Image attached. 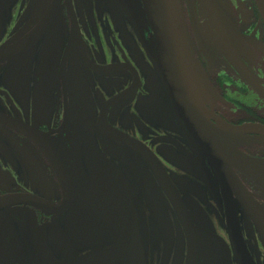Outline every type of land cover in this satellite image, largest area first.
<instances>
[{
	"label": "flooded vegetation",
	"instance_id": "1",
	"mask_svg": "<svg viewBox=\"0 0 264 264\" xmlns=\"http://www.w3.org/2000/svg\"><path fill=\"white\" fill-rule=\"evenodd\" d=\"M221 2L251 75L220 53L205 59L190 30L212 88L205 120L264 126V19L256 0ZM128 3L139 27L113 0H0V51L49 18L29 47L0 58V264H242L235 209L263 264L238 194L264 205V186L182 120L144 1ZM248 137L234 145L264 161V134Z\"/></svg>",
	"mask_w": 264,
	"mask_h": 264
},
{
	"label": "water",
	"instance_id": "2",
	"mask_svg": "<svg viewBox=\"0 0 264 264\" xmlns=\"http://www.w3.org/2000/svg\"><path fill=\"white\" fill-rule=\"evenodd\" d=\"M143 1L149 22L158 40V54L155 59H157L164 81L182 120L190 126L194 133V127L205 129V135H202L199 139L201 141L208 139L211 145L219 149L215 155L222 164H226V162L235 163L264 186V161L243 154L234 145L236 140L249 138V134H264V126H233L226 123L212 126L207 124L205 120L206 108L202 102L207 100L212 88L199 60L195 56L190 30L195 33L199 49L205 59H218V53H220L232 69L242 67L246 69L248 76L251 75L248 66L242 63L245 42L233 25L221 0ZM113 2L139 27L142 17L128 3V0H113ZM256 2L264 19V0H256ZM47 14L48 10L39 20L40 23L30 28L29 32L19 42L14 43L13 41L7 48L1 50L0 58L14 57V52L29 47V44L34 41L38 34L44 31V22L49 20L45 17ZM195 136L198 139L196 133ZM162 168L160 166L157 169L164 176L166 171L164 167ZM227 180L231 181L232 178L228 177ZM70 184V194H66L68 201L73 192L72 181L69 182L68 186ZM238 199L244 210L254 219L264 247V205L245 193L238 194ZM39 205L43 208L47 206L43 204V201H39ZM126 212H130V218L139 219L135 210L132 209ZM115 216L123 218L122 212L118 210H115ZM230 223L232 239L238 257L242 261L241 263L255 264L250 258L245 245L236 209L234 219ZM144 242L143 239L142 244H140L144 246ZM120 245L122 244L120 243ZM131 249L134 248L131 247ZM95 255L92 252L90 255L82 257V260H78L83 261ZM50 260L54 262L52 258ZM55 264L62 263L56 262Z\"/></svg>",
	"mask_w": 264,
	"mask_h": 264
},
{
	"label": "rangeland",
	"instance_id": "3",
	"mask_svg": "<svg viewBox=\"0 0 264 264\" xmlns=\"http://www.w3.org/2000/svg\"><path fill=\"white\" fill-rule=\"evenodd\" d=\"M250 240V239H249ZM253 247H255V246H253ZM263 264H264V255H263Z\"/></svg>",
	"mask_w": 264,
	"mask_h": 264
}]
</instances>
